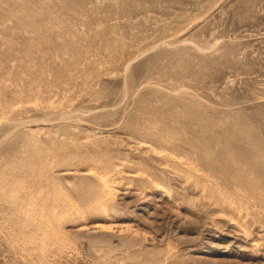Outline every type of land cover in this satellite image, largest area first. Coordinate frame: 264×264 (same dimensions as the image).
Returning <instances> with one entry per match:
<instances>
[{"label":"rangeland","instance_id":"rangeland-1","mask_svg":"<svg viewBox=\"0 0 264 264\" xmlns=\"http://www.w3.org/2000/svg\"><path fill=\"white\" fill-rule=\"evenodd\" d=\"M0 264H264V0H0Z\"/></svg>","mask_w":264,"mask_h":264}]
</instances>
